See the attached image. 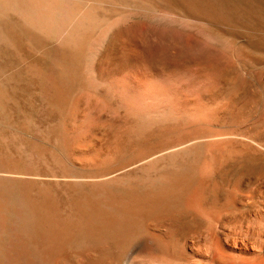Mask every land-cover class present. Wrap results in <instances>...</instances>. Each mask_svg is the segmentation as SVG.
Masks as SVG:
<instances>
[{"label":"bare ground","instance_id":"obj_1","mask_svg":"<svg viewBox=\"0 0 264 264\" xmlns=\"http://www.w3.org/2000/svg\"><path fill=\"white\" fill-rule=\"evenodd\" d=\"M117 1L0 0V264L195 259L182 226L232 213L226 169L264 166V137L225 125L223 111L182 110L199 76L177 61L160 72L179 84L141 66L110 84L103 97L128 128L99 145L102 123L78 120L79 96L102 83L93 64Z\"/></svg>","mask_w":264,"mask_h":264},{"label":"rangeland","instance_id":"obj_2","mask_svg":"<svg viewBox=\"0 0 264 264\" xmlns=\"http://www.w3.org/2000/svg\"><path fill=\"white\" fill-rule=\"evenodd\" d=\"M125 2L127 6L119 1L113 5L117 25L93 64V79L102 82H98L102 89L79 94L78 120L89 118L102 123L97 133L93 131L100 137V142L95 138L101 147L112 148L115 140H123L128 128L123 113L113 112L107 106V94L103 97L110 84L125 79L137 66L153 74L155 71L159 81L179 84L175 76L160 72L163 68L171 72L169 63L175 61L199 76L194 78L198 90L193 99L183 101L182 110L213 115L223 111L225 125H240L244 132L264 137V0ZM173 54L184 57L175 59ZM206 54L209 59L203 56ZM156 137L157 132L150 136L154 140ZM202 155L196 160L210 158L207 153ZM237 167L226 169L228 176L222 182L221 203L228 196L231 199L227 193L231 191L237 202L231 205L233 214L227 212L218 220L184 224L178 240L185 248H194L197 256H186L187 260L177 256L165 264H264V166L245 163Z\"/></svg>","mask_w":264,"mask_h":264}]
</instances>
